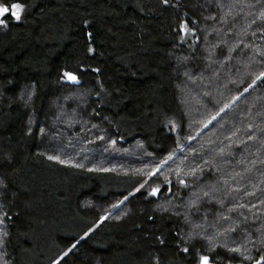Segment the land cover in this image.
Listing matches in <instances>:
<instances>
[{"label":"trees","instance_id":"obj_1","mask_svg":"<svg viewBox=\"0 0 264 264\" xmlns=\"http://www.w3.org/2000/svg\"><path fill=\"white\" fill-rule=\"evenodd\" d=\"M16 2L24 5L21 20L0 27L6 264H54L90 227L60 264H198L201 255L211 264H254L264 253L257 231H264V78L256 80L264 72V3ZM76 89L89 94V139L60 151L55 104ZM58 152L66 163L48 159ZM156 166L161 171L146 179ZM247 171L253 190L243 188ZM210 191L211 199L203 196Z\"/></svg>","mask_w":264,"mask_h":264},{"label":"rangeland","instance_id":"obj_2","mask_svg":"<svg viewBox=\"0 0 264 264\" xmlns=\"http://www.w3.org/2000/svg\"><path fill=\"white\" fill-rule=\"evenodd\" d=\"M23 13H24V11H23ZM23 13L21 14V18L23 16ZM216 62H217V60H216ZM88 95L89 94L87 92H85L84 90L76 89L74 91L69 92L64 97V99L58 101L55 104V107L57 110V112H56L57 117L53 121L54 129H56V131L54 132L55 135H54L53 144L56 145V148L58 150H60V149L62 150V148L65 147L64 145H67V144H70L72 146L75 143L76 144L83 143V145H85L87 143V141L89 139V137H87V136L90 135V124H89L90 121L87 118V116L84 114V112H85L84 110L90 106V104L88 103V98H89ZM185 106L189 107L190 112L193 115L198 113L197 106H195L194 104H191L188 100H185ZM196 124H198V123H196ZM76 128L77 129L80 128L81 132H84L83 135H81V137H79L78 135L76 136V133H71V131L73 129H76ZM85 133H86V135H85ZM56 156H60L59 152L56 153ZM78 156H80V155H78ZM78 156H76V157H78ZM171 163L172 162H167V163H164L162 165V171L164 170L163 171L164 173L162 172L163 175L167 174L169 176V173L173 172V170L171 169V166H172ZM160 171H161V167H160ZM156 174H158V172ZM156 174L154 176H156ZM154 176H149L146 174V179L152 178ZM244 177H245V179L243 181H244V184L246 183V185H244L243 188L247 189V190L250 188L253 190V187H251V186H253L252 183L254 182L253 181L254 177H252L248 171L246 172ZM239 190L241 191L242 189H239ZM220 191L221 190L217 187L215 191L212 190V193L213 194H219ZM212 193L210 191L208 195L203 194V196L211 199ZM228 204H229L227 206L228 211L234 210V209H232V208H234L233 202L229 200ZM109 214L110 213H108L107 215H109ZM120 214L122 215V212ZM220 220H221V217L218 219V221H220ZM195 230H197V229L193 228V234L199 235L197 232L194 233ZM0 233H1V229H0ZM210 242H211V239H210ZM0 264H6L4 257L2 255H0Z\"/></svg>","mask_w":264,"mask_h":264},{"label":"snow or ice","instance_id":"obj_3","mask_svg":"<svg viewBox=\"0 0 264 264\" xmlns=\"http://www.w3.org/2000/svg\"><path fill=\"white\" fill-rule=\"evenodd\" d=\"M257 2L258 3H264V0H257ZM164 3L167 4L168 0H164ZM219 6L222 7V5H219ZM23 11H24V5L19 3V2H16V0H12V2H8V3H5L4 0H0V27H7V21L9 18H12L17 22L20 21L21 20V14L23 13ZM258 19L260 21L264 22V10H261L259 12ZM252 23H256V21L253 20ZM250 26L251 25H249V27ZM180 30H181V32H184L185 34L187 33L188 30H187L186 22L181 24ZM262 31H264V29H262ZM254 34L255 33H253V35ZM89 35H91V34H89ZM89 51H91V49H89ZM94 71H98V70H94ZM63 77L66 78L67 81L75 83V84H78L80 82L78 77L76 75H74L72 72L65 71L63 73ZM261 78H264V72H261L258 76H256V80H260ZM256 80H254L252 82V84L249 85V88H251L255 84ZM244 91L247 92L248 89L246 88ZM237 99H239V97H237ZM225 107H227V105ZM223 110L224 109H221V111H223ZM217 115H219V113H217ZM212 119L215 120L216 117L214 116V117H212ZM209 123H211V121H209ZM206 126L207 125H205V127ZM41 131H43V130H41ZM100 139H103V137L101 136ZM112 143L115 144V141H112ZM48 159L49 160H56L57 162H59L61 164L66 163L64 160L60 159L59 156H49ZM171 159H172V156L170 155L168 157V160H171ZM163 163H167V160H165ZM72 166L73 167H83V165H80V164H73ZM113 170L114 169H107V168L89 169V171H105V172L113 171ZM137 171H140V170H137ZM159 171H160V167L157 166L152 171L148 172L147 175L154 176ZM185 174L187 175V174H194V173H185ZM177 175L178 176L180 175L179 171L177 172ZM168 183H170V181H168ZM178 183L180 185L187 186L185 183V180H183V179H179ZM142 188H144L143 183H141L140 186L138 188H136V191L139 192ZM169 191H170V189H169ZM159 193H160V189L157 187V188H152L151 191L149 192V195L155 197ZM204 194L208 195V193H204ZM250 194H254V193H250ZM127 199H128V197L125 196L124 200H127ZM123 202H124L123 200L120 201L121 204ZM113 207H118V205H113ZM239 207H244V205H239ZM0 215H3L4 217H6L7 213L6 212L0 213ZM105 219H107V217H101V220H105ZM225 219H227V217H225ZM245 220H247V217H245ZM2 222L3 221L0 220V223H2ZM262 228H264V225H262ZM91 231H93V229L90 227L87 231L84 232L83 236H81L80 239L76 241V243L71 244V246L68 248L67 251H65L63 253V256H61L59 260L54 261V264H60V261L63 260L65 257H67L69 255V253L72 252L73 249H75L77 247V244L80 242V240H83L85 237H87ZM228 231L234 232V231H236V229L231 228V229H228ZM257 231L261 232L259 242H260L261 246H264V231H261V229H257ZM161 243H163V241H161ZM225 247H227V246H225ZM183 251L188 252L189 249L184 248ZM227 251L230 253H235V254H240V255L243 254L241 247H227ZM257 251L259 252L260 249L258 248ZM244 259L251 260L252 257L251 256H244ZM198 264H211V258L208 255H201L199 257ZM254 264H264V253H262L259 256V258L254 260Z\"/></svg>","mask_w":264,"mask_h":264}]
</instances>
